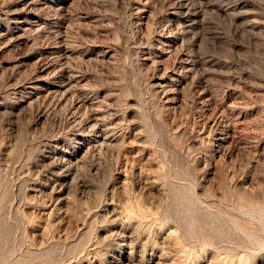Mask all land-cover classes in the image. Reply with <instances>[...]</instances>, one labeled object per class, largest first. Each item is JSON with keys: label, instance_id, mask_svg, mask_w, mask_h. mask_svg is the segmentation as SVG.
I'll list each match as a JSON object with an SVG mask.
<instances>
[{"label": "rangeland", "instance_id": "374dc122", "mask_svg": "<svg viewBox=\"0 0 264 264\" xmlns=\"http://www.w3.org/2000/svg\"><path fill=\"white\" fill-rule=\"evenodd\" d=\"M121 263L264 264V0H0V264Z\"/></svg>", "mask_w": 264, "mask_h": 264}, {"label": "bare ground", "instance_id": "6f19581e", "mask_svg": "<svg viewBox=\"0 0 264 264\" xmlns=\"http://www.w3.org/2000/svg\"><path fill=\"white\" fill-rule=\"evenodd\" d=\"M172 2V1H171ZM182 5V4H181ZM183 7H185V6H183ZM211 7V6H210ZM186 8V7H185ZM187 10V9H186ZM178 11V10H177ZM144 12V11H143ZM188 12V11H187ZM182 15V14H181ZM183 15H184V13H183ZM182 15V16H183ZM186 16V15H185ZM181 18H183V17H181ZM186 20V19H185ZM193 21V20H192ZM165 41V40H164ZM167 42V41H166ZM161 43V42H160ZM163 45V44H162ZM170 47V46H169ZM49 58V57H48ZM51 58V57H50ZM66 63V62H65ZM47 66V65H46ZM50 66V65H49ZM186 68V67H185ZM68 75H71V74H68ZM68 75H67V77H68ZM74 76V78H75V74L73 75ZM73 76H70V77H73ZM164 76V75H163ZM161 77V76H160ZM69 79V78H68ZM71 80V79H70ZM73 81V80H72ZM71 81V82H72ZM68 82V81H67ZM74 82V81H73ZM77 82V81H76ZM162 82V81H161ZM160 82V83H161ZM165 84V83H164ZM67 86V85H66ZM30 87V86H29ZM36 87H38V86H36ZM28 88V87H27ZM62 88V87H61ZM60 88V89H61ZM33 89H36L35 88V86H34V88ZM38 89V88H37ZM45 90V89H44ZM38 91H39V89H38ZM27 92V91H26ZM51 93V92H50ZM60 93V92H59ZM49 94V93H48ZM232 114V113H231ZM98 125V124H97ZM103 125V124H102ZM94 126V125H93ZM96 127V126H95ZM95 127H92V128H95ZM100 129V128H99ZM103 130H105V129H103ZM104 132V131H103ZM106 132V131H105ZM104 132V133H105ZM90 133V132H89ZM98 133V132H97ZM107 134V133H106ZM101 135H103L102 133H101ZM82 136V135H81ZM108 136V135H107ZM108 138V137H107ZM95 140V139H94ZM111 140V139H110ZM110 142V141H109ZM99 143H102V142H99ZM104 144V143H103ZM106 144V143H105ZM108 144V143H107ZM95 145V144H94ZM101 145V144H100ZM97 146H98V143H97ZM102 146V145H101ZM64 161H66V160H64ZM66 163V162H65ZM62 164V163H61ZM59 165V164H58ZM69 166V165H68ZM62 167V166H61ZM59 169V168H58ZM69 170V169H68ZM72 170V169H71ZM61 171H63V170H61ZM66 172V171H65ZM67 172H69V171H67ZM73 172V171H72ZM71 173V172H70ZM58 174H60V172H58ZM74 174V176H75V173H73ZM64 175V174H63ZM69 175V174H68ZM67 175V176H68ZM62 176V175H61ZM60 177V176H59ZM64 177H65V175H64ZM69 177H70V175H69ZM74 178V177H73ZM71 180V179H70ZM68 185V184H67ZM63 195V194H62ZM53 198V197H52ZM61 199V198H60ZM54 201V200H53ZM65 201V200H64ZM53 207V206H52ZM55 215V214H54ZM67 227V226H66ZM38 235V234H37ZM122 264V263H121ZM155 264V263H154Z\"/></svg>", "mask_w": 264, "mask_h": 264}]
</instances>
